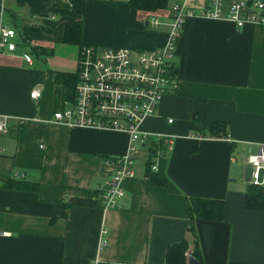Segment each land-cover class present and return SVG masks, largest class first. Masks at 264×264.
<instances>
[{
	"label": "crops",
	"instance_id": "obj_1",
	"mask_svg": "<svg viewBox=\"0 0 264 264\" xmlns=\"http://www.w3.org/2000/svg\"><path fill=\"white\" fill-rule=\"evenodd\" d=\"M86 1L93 0L49 1L61 14L54 43L61 44L63 23L80 16L79 4ZM207 2L168 0L163 13L105 2L110 6L101 19L105 35L96 25L88 35L84 24L81 40L101 48L154 50L166 41L168 8L184 6L197 14ZM150 17L158 18L157 28L146 25ZM39 27L41 32L28 34L26 28L28 35H23L39 46L30 42L0 57V116L11 119L0 142V231L9 233L0 237V264H164L167 247L180 240L188 242L191 264L194 238L185 216L189 196L224 203L221 222L196 223L201 264H264V211L245 208L246 162L264 145V25L247 24L236 31L228 21L185 18L172 58L176 89L163 95L155 113L139 126L151 143L165 136L171 145L158 152L155 169L148 172V148L134 143L132 175L122 178L123 196L107 210L96 201L114 174L104 156L124 154L129 136L53 120L50 71H66L64 62L34 71L33 59L28 64L21 57L40 46L45 50L38 51L40 56L55 53L57 45L41 41L53 29ZM77 53L76 48L71 54L75 61ZM34 88L42 92L37 101L29 97ZM217 121L227 123V138L197 136ZM11 178L37 181L39 188L36 193L2 188V181Z\"/></svg>",
	"mask_w": 264,
	"mask_h": 264
},
{
	"label": "built area",
	"instance_id": "obj_2",
	"mask_svg": "<svg viewBox=\"0 0 264 264\" xmlns=\"http://www.w3.org/2000/svg\"><path fill=\"white\" fill-rule=\"evenodd\" d=\"M4 10L0 7V57L14 54L17 49L31 45L28 38L18 33L15 27L3 22ZM167 12L170 21L166 41L154 50L131 52L124 48L83 45L76 57L74 101L60 102L59 108L52 115L55 122L66 126L122 131L128 134L127 151L115 160H107L113 166L114 174L96 196L100 207L105 210L115 208L117 201L123 196L120 181L132 175L130 168L137 152L134 143L138 142L147 148L152 144L146 135L141 134L140 124L155 113L163 95L173 93L176 89L172 58L185 18L196 15L228 21L236 31L247 24L264 25V0H208L197 14L179 5H173ZM53 18L54 16L51 17ZM146 25L155 29L159 26L158 19L150 17ZM21 57L31 64L32 58L28 52L21 53ZM41 94L39 88H34L29 97L37 101ZM10 121L8 117L0 116L1 135L8 133ZM171 122L168 120V123ZM158 141L167 148L171 145L170 138L165 136H160ZM246 165L250 169L246 184L261 189L264 193V145L247 159ZM151 169H155V165ZM7 236L9 233L0 231V237ZM104 245L105 242H101V246Z\"/></svg>",
	"mask_w": 264,
	"mask_h": 264
},
{
	"label": "trees",
	"instance_id": "obj_3",
	"mask_svg": "<svg viewBox=\"0 0 264 264\" xmlns=\"http://www.w3.org/2000/svg\"><path fill=\"white\" fill-rule=\"evenodd\" d=\"M168 0H128L127 5L137 11L147 13L156 12L157 10L166 8ZM9 11H7V14ZM11 17V13L9 14ZM83 31V22L81 19H71L63 23L60 43L63 45L75 46L77 50L85 45L82 43L81 36ZM26 37V36H25ZM28 38V37H26ZM38 51H45L43 48H32V52L38 54ZM53 76L54 83V106L56 110L59 108V103L62 101H74V86L76 84V71H50ZM173 74L177 76V66L173 64ZM18 126L21 125L17 124ZM197 136L201 138H227L228 125L225 122L217 121L213 124L205 126L201 131L197 132ZM163 145L161 141L152 143L147 150L146 170L149 172L154 159L158 156V152L163 153ZM116 157L104 156V159L115 160ZM155 184L165 185V181L154 179ZM2 188L11 189L22 192L36 193L39 188L37 181L30 182L24 180L7 179L2 181ZM100 193V192H99ZM97 193V195L99 194ZM96 195V194H95ZM96 195V196H97ZM97 201V200H96ZM98 203V201H97ZM245 208L247 210L264 211V193L261 189L249 187L245 197ZM224 203L220 199L202 198L189 196L186 201L185 216L189 221L187 230L194 238V247L191 257L198 262L201 261V251L198 244V236L196 233L197 221L204 222H221L223 218ZM188 242L180 240L167 247L165 251L164 264H187ZM200 263V262H199ZM201 264V263H200Z\"/></svg>",
	"mask_w": 264,
	"mask_h": 264
},
{
	"label": "rangeland",
	"instance_id": "obj_4",
	"mask_svg": "<svg viewBox=\"0 0 264 264\" xmlns=\"http://www.w3.org/2000/svg\"><path fill=\"white\" fill-rule=\"evenodd\" d=\"M50 0H5L3 7L6 8L4 10V18L3 22L8 24L9 26L15 27L18 33L21 35H28L29 30H35L41 32V28L39 25L43 24L47 27H51L53 31H51L48 35V38H45L41 41H48L56 46L55 53L50 54L47 52L48 55L40 56L35 52H31L32 59L35 63L34 67L32 68L34 71H43L46 70V65L52 62H64V67L67 72H73L76 66L75 58L72 57V52H76V47L71 45H62L54 43V40L60 34V24L59 20L61 19V14L56 10V5L51 6L49 3ZM112 3H121L127 4V0H111ZM108 2V3H110ZM80 16H77L76 19H81L84 25V29L88 35L94 34L93 25L98 27V30L105 33L107 29L106 23H102L101 19L104 16V13L109 10L110 6L107 5L105 2H95V1H86L85 4L80 3ZM11 7V17L7 14V8ZM167 10V8L160 9V13H163ZM52 13H54L55 18L51 19ZM83 15V17H82ZM141 15V14H140ZM143 15V14H142ZM88 21V24L84 23ZM158 19V18H157ZM96 24H93L95 23ZM28 28V29H26ZM26 29V33L24 30ZM46 33V32H45ZM105 35V34H104ZM28 37V36H26ZM98 39L103 40L104 38L100 37ZM28 40L33 45H38L39 42L28 37ZM48 45V44H47ZM39 46V45H38ZM42 47V46H40ZM61 48V50H60ZM57 53L60 56H57ZM59 58V59H58ZM39 66V67H38ZM63 67V68H64ZM41 90V89H40ZM69 107V106H68ZM7 135L0 134V142L6 138ZM143 156V154H141Z\"/></svg>",
	"mask_w": 264,
	"mask_h": 264
},
{
	"label": "water",
	"instance_id": "obj_5",
	"mask_svg": "<svg viewBox=\"0 0 264 264\" xmlns=\"http://www.w3.org/2000/svg\"><path fill=\"white\" fill-rule=\"evenodd\" d=\"M189 263L191 264H200L196 259H194L193 257H189Z\"/></svg>",
	"mask_w": 264,
	"mask_h": 264
}]
</instances>
